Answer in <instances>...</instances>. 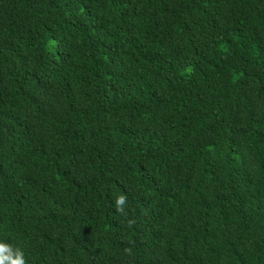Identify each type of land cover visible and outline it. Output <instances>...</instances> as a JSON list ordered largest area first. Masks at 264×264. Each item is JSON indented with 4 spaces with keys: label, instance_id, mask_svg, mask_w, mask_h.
Masks as SVG:
<instances>
[{
    "label": "trees",
    "instance_id": "16d2710c",
    "mask_svg": "<svg viewBox=\"0 0 264 264\" xmlns=\"http://www.w3.org/2000/svg\"><path fill=\"white\" fill-rule=\"evenodd\" d=\"M0 249L264 264V0H0Z\"/></svg>",
    "mask_w": 264,
    "mask_h": 264
},
{
    "label": "clouds",
    "instance_id": "9594fccd",
    "mask_svg": "<svg viewBox=\"0 0 264 264\" xmlns=\"http://www.w3.org/2000/svg\"><path fill=\"white\" fill-rule=\"evenodd\" d=\"M116 208H117V211L118 212H123L124 209H123V205L126 203V197L125 196H119L116 201ZM131 223V222H130ZM127 252H129L130 254V249H126ZM17 260H18V264H23V260L21 257H17ZM3 261H11V257L10 256H4L2 259H0V264H3Z\"/></svg>",
    "mask_w": 264,
    "mask_h": 264
},
{
    "label": "snow or ice",
    "instance_id": "6c2138e0",
    "mask_svg": "<svg viewBox=\"0 0 264 264\" xmlns=\"http://www.w3.org/2000/svg\"><path fill=\"white\" fill-rule=\"evenodd\" d=\"M4 250L3 249H0V253H2Z\"/></svg>",
    "mask_w": 264,
    "mask_h": 264
}]
</instances>
